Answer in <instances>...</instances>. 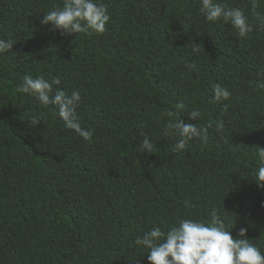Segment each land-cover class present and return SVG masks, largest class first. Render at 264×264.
<instances>
[{
	"label": "trees",
	"instance_id": "obj_1",
	"mask_svg": "<svg viewBox=\"0 0 264 264\" xmlns=\"http://www.w3.org/2000/svg\"><path fill=\"white\" fill-rule=\"evenodd\" d=\"M91 2L108 10L102 35L43 25L64 0H0V41L13 43L0 53V264H149L137 238L187 220L210 226L217 209L235 240L264 255V28L252 0H213L244 13L246 38L222 18L209 23L202 0ZM25 76L59 79L53 99L79 92L91 142L66 130L58 108L18 93ZM216 85L229 100L215 101ZM180 122L213 123L207 143L173 152L181 137L164 130ZM145 138L152 153L141 152Z\"/></svg>",
	"mask_w": 264,
	"mask_h": 264
},
{
	"label": "clouds",
	"instance_id": "obj_2",
	"mask_svg": "<svg viewBox=\"0 0 264 264\" xmlns=\"http://www.w3.org/2000/svg\"><path fill=\"white\" fill-rule=\"evenodd\" d=\"M256 0H252V12L254 19L259 21L264 28V16H261ZM107 8L103 5L97 6L91 0H64L63 10H55L46 14L42 21L43 25H53L54 30H61L67 35L93 34L102 35L106 32V24L109 22ZM201 14L206 17L209 23L216 22L221 18L230 23L237 31L238 36L246 38L254 31L249 26L248 20L240 10L228 9L227 5L214 4L213 0H202ZM13 48L11 41H0V53L10 52ZM193 51L199 53L201 48L196 44L192 45ZM195 69V65H189ZM61 81L56 79L50 84L43 77L33 79L25 76L23 84L17 88V92L34 96L42 107L54 106L58 108L59 117L63 120L66 130L74 131L85 142H91L93 131L84 130L78 123L76 113L77 105L81 97L79 92H73L69 97L64 91H56L53 96V85L59 86ZM216 102L227 101L230 93L221 86H214ZM184 104L177 105L176 113L183 112ZM230 105L223 108V115H227ZM176 113L168 111L162 116L172 119ZM200 111H193L189 119L199 120L202 117ZM213 128V123L206 127L185 126L183 123H168L164 135L168 136L173 131L179 134L181 141L174 147L173 152L180 153L186 150V145L194 139H201L204 143L208 141V131ZM223 123H220L216 130L222 132ZM154 145L145 138L141 146V152L152 153ZM258 155L264 161V150L258 147ZM257 186L264 189V167L258 171ZM185 208L194 210V206L185 202ZM218 209L212 212L210 226L191 220L181 222L178 228H172L164 233L159 228L147 233L143 238H137L135 244L150 249L149 264H264V255L258 248L249 244L247 239L235 240L228 231L225 224L218 215ZM240 237L247 236V229H241Z\"/></svg>",
	"mask_w": 264,
	"mask_h": 264
}]
</instances>
